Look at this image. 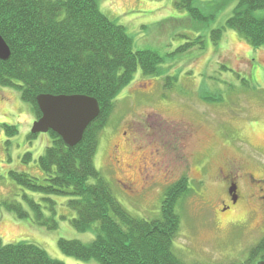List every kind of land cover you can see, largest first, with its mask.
Instances as JSON below:
<instances>
[{
	"label": "rangeland",
	"instance_id": "obj_1",
	"mask_svg": "<svg viewBox=\"0 0 264 264\" xmlns=\"http://www.w3.org/2000/svg\"><path fill=\"white\" fill-rule=\"evenodd\" d=\"M97 2L125 27L135 50L151 49L163 57L159 73L145 74L139 67L115 97L99 133L97 169L121 204L146 219L159 217L168 188L187 178L189 190L175 204L180 216L175 252L188 263L244 262L264 237V191L241 180L243 198L223 213L225 183L217 182L224 162L240 158L239 147L264 164V154L250 146L264 148V47L225 26L239 0H195L208 19L193 18L175 0ZM254 13L264 17V8ZM36 118L20 88L0 86V201H17L30 212L19 217L2 204L0 238L34 242L66 264H100L65 254L59 246L61 238L90 242L95 236L72 225L76 213L67 206L68 197L50 196L56 201L53 212L44 200L48 196L12 177V171L26 172L45 182L39 157L52 135H32ZM250 122L256 125L249 127ZM260 167H252L256 177L264 175ZM25 195L41 202L57 227L39 223Z\"/></svg>",
	"mask_w": 264,
	"mask_h": 264
},
{
	"label": "trees",
	"instance_id": "obj_2",
	"mask_svg": "<svg viewBox=\"0 0 264 264\" xmlns=\"http://www.w3.org/2000/svg\"><path fill=\"white\" fill-rule=\"evenodd\" d=\"M175 5L187 9L193 18L211 17L195 6V0H175ZM260 8L264 0H239L225 26L239 31L251 45L264 47V17L254 13ZM222 29L214 30L215 37ZM0 34L11 49L7 60L0 59V86L20 88L37 117L42 115L37 102L42 93L86 94L100 103V115L75 146H66L50 130L52 144L39 157L44 183L26 172H11L22 185L48 196L44 200L53 212L56 201L50 196L68 197L67 206L76 213L72 225L95 233L90 242L61 238V250L80 260L94 258L100 264H199L186 262L174 249L180 228L175 204L189 190L187 178L168 188L160 216L146 219L121 204L94 162L99 133L114 109L115 97L139 67L145 74L159 73L161 54L135 50L125 27L105 15L97 0H0ZM25 197L39 223L57 227L53 216L44 215L41 202ZM2 204L18 211L19 217L30 216L17 201ZM263 256L264 237L244 262L229 264H257ZM0 264L66 263L34 242L4 243L0 238Z\"/></svg>",
	"mask_w": 264,
	"mask_h": 264
},
{
	"label": "water",
	"instance_id": "obj_3",
	"mask_svg": "<svg viewBox=\"0 0 264 264\" xmlns=\"http://www.w3.org/2000/svg\"><path fill=\"white\" fill-rule=\"evenodd\" d=\"M10 55L11 49L0 34V59L7 60ZM37 102L42 116L34 122L32 132L53 130L70 148L83 139L88 126L101 112L98 99L86 94L42 93ZM257 264H264V256Z\"/></svg>",
	"mask_w": 264,
	"mask_h": 264
},
{
	"label": "flooded vegetation",
	"instance_id": "obj_4",
	"mask_svg": "<svg viewBox=\"0 0 264 264\" xmlns=\"http://www.w3.org/2000/svg\"><path fill=\"white\" fill-rule=\"evenodd\" d=\"M256 125L255 122H250L249 127ZM255 150L261 151L264 154L263 147H254ZM237 148V146H236ZM241 154L240 158L230 157L224 162L225 166L220 167L218 171L219 182L222 186L225 183V198L222 201V204L219 206L220 212H227L238 206L241 199L243 198V192L241 191V180L247 179L248 184L254 188H258L261 191H264V175L256 177V174L253 170V166H259L260 162L255 160V157L249 151L246 152L244 149H240ZM264 172V164L260 167Z\"/></svg>",
	"mask_w": 264,
	"mask_h": 264
}]
</instances>
